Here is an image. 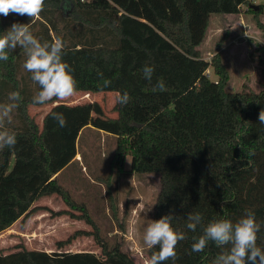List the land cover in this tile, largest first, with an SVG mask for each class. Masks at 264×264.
<instances>
[{"label":"trees","instance_id":"trees-1","mask_svg":"<svg viewBox=\"0 0 264 264\" xmlns=\"http://www.w3.org/2000/svg\"><path fill=\"white\" fill-rule=\"evenodd\" d=\"M251 6L256 5L250 0H45L36 19L14 14L13 21L10 14L0 16V34L13 23H30L31 31L36 25L42 28L37 36L33 34L41 43L54 40L51 33L62 37L66 42L62 58L78 82L77 93H129L127 105L114 106L116 146L111 168L122 173L129 158L130 172L159 175L153 221L171 211L172 227L186 236L176 245V261L165 264H212L224 249L209 242L202 252H193V237L202 235L203 227L225 212L236 222L246 209L262 224L256 243L264 250V124L258 119L264 110V44L256 48L262 78L258 92H227L229 75L217 53L219 44L209 63L199 51L212 15L245 13L256 19L264 7ZM255 25L264 35L262 23L255 20ZM25 59L17 46L9 50L7 61H0V103L14 91L22 97L12 123L6 125L17 143L13 149L0 150V234L38 210L32 206L40 198L58 196L67 211L54 216L67 214L84 221L95 229L97 239L86 207L73 201L57 181L55 159L46 143L51 132L46 119L40 130L29 115V107L44 105L32 103L40 89L31 74L20 75V62ZM145 65L154 67L151 83L143 77ZM210 67L216 81L206 74ZM159 78L166 90L154 92ZM105 79L111 84L101 90ZM31 83L33 90L28 87ZM111 210L115 216V209ZM196 212L203 220L193 232L187 229L186 218ZM78 235L89 233L76 232L57 247ZM98 242L101 256L18 248L9 254L0 252V264H135L118 246ZM153 251L158 247L148 249L147 256Z\"/></svg>","mask_w":264,"mask_h":264},{"label":"rangeland","instance_id":"rangeland-1","mask_svg":"<svg viewBox=\"0 0 264 264\" xmlns=\"http://www.w3.org/2000/svg\"><path fill=\"white\" fill-rule=\"evenodd\" d=\"M250 2L264 7V0ZM15 18L10 13V19ZM255 20L264 26V11L256 19L245 13L239 16L212 15L205 40L199 47L203 59L209 63L219 44L217 53L229 75L226 86L229 93L258 92L261 89L260 52L256 48L264 44V35L257 29ZM55 21L60 34H63L58 16ZM41 32L39 25L33 27L34 35ZM51 35L56 38L55 33ZM23 64L21 61L20 75L27 78L28 72ZM206 74L210 80H217L211 67ZM28 87L34 88L32 83ZM95 96L76 93L67 100H53L55 103L50 101L42 107H29L28 112L40 130L46 119L45 125L51 131L46 143L55 159L53 169L57 181L73 201L86 207L98 238L93 234L95 229L84 221L70 218L67 214L54 216L56 212L67 211V208L60 197L51 196L40 198L32 206L38 210L0 234L1 253L9 254L23 248L46 253L89 252L101 256L100 239L110 248L118 246L135 264H143L148 248L142 237L148 221L153 220L160 191L159 175L130 172L129 158L122 173L115 167L111 168L116 146V127L113 124L116 118L115 93H98ZM50 112L63 113L66 126L60 127ZM111 207L115 209V216ZM41 208L45 210H39ZM80 231L89 235H78L62 248L57 247L58 242H64Z\"/></svg>","mask_w":264,"mask_h":264},{"label":"clouds","instance_id":"clouds-1","mask_svg":"<svg viewBox=\"0 0 264 264\" xmlns=\"http://www.w3.org/2000/svg\"><path fill=\"white\" fill-rule=\"evenodd\" d=\"M45 0H0V16L7 17L10 13L28 16L30 19L39 17L44 9ZM29 24L13 23L8 30L0 34V61H7L9 50L17 46L24 50L26 56L24 69L31 74L33 83L39 86V91L32 97L33 105H45L53 100H67L76 95L78 82L72 75L70 66L64 62L63 55L66 42L57 36L54 40L41 43L33 35ZM143 77L151 83L154 67L145 65L142 69ZM102 77V73H98ZM111 84L110 80H103L101 90ZM152 90L165 91L166 86L159 78ZM22 100L19 92L8 94L7 102L0 103V150L13 149L17 143L16 134L7 129L6 125L12 123L13 113ZM131 97L128 92L115 93L114 103L127 105ZM51 117L60 127L66 126L63 113L50 112ZM259 122L264 124V110L259 113ZM254 155V152H249ZM175 216L171 214L162 216L158 220H149L143 233V244L148 249L158 247V251L151 252L150 256L143 258V264H165L166 261L175 262L176 245L185 240L181 231L172 227ZM203 217L200 213H188L186 218L187 229L195 232L201 225ZM262 224L257 222L255 213L246 209L244 215L236 222L227 218V213L219 219L211 220L203 227V234L193 237L195 241L191 249L193 252H202L209 242H213L221 251L212 264H264V250L257 246V233ZM230 246V247H229Z\"/></svg>","mask_w":264,"mask_h":264},{"label":"water","instance_id":"water-1","mask_svg":"<svg viewBox=\"0 0 264 264\" xmlns=\"http://www.w3.org/2000/svg\"><path fill=\"white\" fill-rule=\"evenodd\" d=\"M251 8L253 9V10H257V6H251Z\"/></svg>","mask_w":264,"mask_h":264},{"label":"crops","instance_id":"crops-1","mask_svg":"<svg viewBox=\"0 0 264 264\" xmlns=\"http://www.w3.org/2000/svg\"><path fill=\"white\" fill-rule=\"evenodd\" d=\"M95 96V94H93ZM96 97V96H95ZM78 159V156L76 157Z\"/></svg>","mask_w":264,"mask_h":264}]
</instances>
